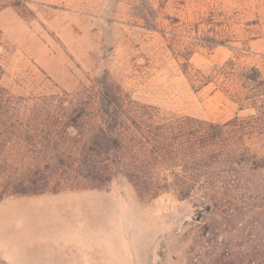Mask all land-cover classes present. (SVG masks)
Returning a JSON list of instances; mask_svg holds the SVG:
<instances>
[{
  "label": "rangeland",
  "instance_id": "rangeland-1",
  "mask_svg": "<svg viewBox=\"0 0 264 264\" xmlns=\"http://www.w3.org/2000/svg\"><path fill=\"white\" fill-rule=\"evenodd\" d=\"M180 56L237 62L242 96L193 87ZM70 96L83 129L121 104L228 123L224 161L189 197L147 202L121 176L52 169L45 193L0 201V264H264V0H0L3 176L65 151Z\"/></svg>",
  "mask_w": 264,
  "mask_h": 264
},
{
  "label": "trees",
  "instance_id": "trees-1",
  "mask_svg": "<svg viewBox=\"0 0 264 264\" xmlns=\"http://www.w3.org/2000/svg\"><path fill=\"white\" fill-rule=\"evenodd\" d=\"M180 57L186 60L183 71L193 87L199 89L216 81L224 89L232 88L230 91L235 96H242L245 82L240 80L239 83L238 77L244 69L237 62L229 60L206 72L195 69L188 58ZM251 71L255 75L259 73L256 68ZM232 79L236 81L233 84ZM249 80L256 82L255 78ZM70 98L65 126L68 147L65 151L49 150L43 154L44 165H35L14 178L3 176L0 165V201L9 195L45 193L49 190L50 171L62 170L67 163L71 167L68 168L71 179L102 182L106 186L114 177H123L144 202L171 189L187 198L198 183L207 180L213 165L224 161L229 139L228 123L217 124L189 116L169 118L150 105L121 104L112 107L113 111L105 110L112 120H95L93 127L83 129L89 119L84 115L85 108L72 96ZM4 109L0 101V155L9 154L1 152L6 147L1 135ZM19 154L24 161L35 159L33 155ZM62 171L65 174L66 170ZM103 171L108 174L104 176Z\"/></svg>",
  "mask_w": 264,
  "mask_h": 264
}]
</instances>
